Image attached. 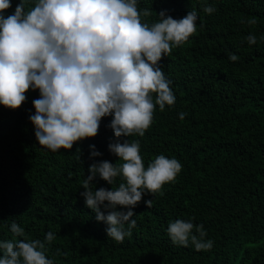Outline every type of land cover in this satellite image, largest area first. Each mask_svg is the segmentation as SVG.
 I'll return each instance as SVG.
<instances>
[{"label":"trees","instance_id":"16d2710c","mask_svg":"<svg viewBox=\"0 0 264 264\" xmlns=\"http://www.w3.org/2000/svg\"><path fill=\"white\" fill-rule=\"evenodd\" d=\"M18 3L11 0L4 15ZM137 7L150 11L141 17L149 25L161 11L174 19L197 12L195 34L159 62L175 104L163 111L156 106L143 137L118 141L109 116L96 137L55 152L39 145L30 121L38 90H29L17 110L0 105V241H44L52 232L45 255L53 264H264V0H137ZM124 140L139 141L145 168L164 155L182 169L162 194H144L132 209L131 235L116 242L81 193L92 163H122L108 146ZM90 145L102 155L90 158ZM123 182L122 176L112 185L97 177L91 188ZM176 220L202 224L212 249L173 244L167 229ZM13 222L24 236L11 232Z\"/></svg>","mask_w":264,"mask_h":264},{"label":"clouds","instance_id":"9594fccd","mask_svg":"<svg viewBox=\"0 0 264 264\" xmlns=\"http://www.w3.org/2000/svg\"><path fill=\"white\" fill-rule=\"evenodd\" d=\"M10 8L11 0H0V105L17 110L29 90L39 91L30 121L40 146L53 152L71 150L77 142L96 137L102 118L109 116L118 141L143 137L156 106L163 111L175 104L172 82L159 62L195 34V10L181 19L161 11L159 21L149 25L141 17L151 13L138 10L137 0H20L15 12L5 16ZM204 11L211 14L215 9ZM246 39L250 45L257 42L254 35ZM229 59L238 57L232 54ZM179 115L184 119L186 114ZM108 149L122 163H92L81 196L96 220L107 224V236L123 242L136 226L132 209L146 192L162 194L182 165L159 155L145 168L138 140L110 143ZM101 155L90 145V158ZM118 176L124 180L118 188H91L97 177L112 185ZM144 203L152 206V200ZM167 231L173 244L188 247L191 241L197 251L213 247V241L204 239L202 224L176 220ZM11 232L24 236L15 222ZM54 239L48 232L44 241H0V264H53L45 248Z\"/></svg>","mask_w":264,"mask_h":264}]
</instances>
